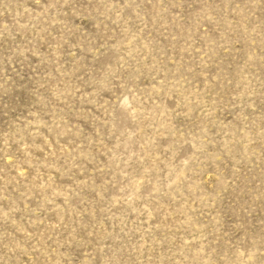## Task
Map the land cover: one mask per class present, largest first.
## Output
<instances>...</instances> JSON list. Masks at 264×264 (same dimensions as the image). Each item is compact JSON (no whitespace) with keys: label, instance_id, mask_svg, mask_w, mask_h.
Listing matches in <instances>:
<instances>
[{"label":"rangeland","instance_id":"374dc122","mask_svg":"<svg viewBox=\"0 0 264 264\" xmlns=\"http://www.w3.org/2000/svg\"><path fill=\"white\" fill-rule=\"evenodd\" d=\"M0 264H264V0H0Z\"/></svg>","mask_w":264,"mask_h":264}]
</instances>
